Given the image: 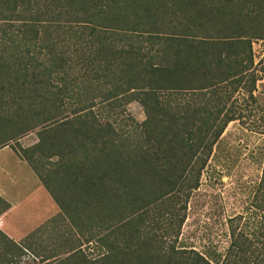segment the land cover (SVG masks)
Listing matches in <instances>:
<instances>
[{"label":"trees","instance_id":"1","mask_svg":"<svg viewBox=\"0 0 264 264\" xmlns=\"http://www.w3.org/2000/svg\"><path fill=\"white\" fill-rule=\"evenodd\" d=\"M259 40L264 0H0V149L14 143L60 209L21 242L0 230V264H264V219L251 238L230 219L219 255L177 246L237 97L256 102ZM262 164L247 210L263 218ZM59 223L69 237L43 246Z\"/></svg>","mask_w":264,"mask_h":264},{"label":"rangeland","instance_id":"2","mask_svg":"<svg viewBox=\"0 0 264 264\" xmlns=\"http://www.w3.org/2000/svg\"><path fill=\"white\" fill-rule=\"evenodd\" d=\"M253 54L257 64L264 56V41L253 43ZM254 96L255 103H245L246 99L237 97L234 107L241 117L227 125L214 146L199 186L188 199L177 246L192 249L204 256L212 251L219 255L229 245L230 219L242 215L237 231L242 229L249 238L263 226L262 213L247 209L261 177L264 159V77L257 81ZM126 110L137 123L145 120L143 108L138 102L128 104ZM106 130L114 136L111 127L107 126ZM35 141V134L30 133L22 137L19 143L26 148ZM15 146L12 143L0 149V197L10 206L0 216V230L15 242H21L37 228L47 224L48 220L58 217L60 209L28 164L13 151L12 147ZM48 229L40 239L43 246L51 238L50 241H55L53 249L61 244L58 240L62 242L69 237V229L63 223L50 225ZM70 237L75 239L72 235ZM86 246L83 245L82 249L87 259L96 258L98 253H92L91 246ZM63 257L58 256V260ZM48 262L54 264L52 260ZM31 263L44 264L34 261L28 254L24 264Z\"/></svg>","mask_w":264,"mask_h":264},{"label":"crops","instance_id":"3","mask_svg":"<svg viewBox=\"0 0 264 264\" xmlns=\"http://www.w3.org/2000/svg\"><path fill=\"white\" fill-rule=\"evenodd\" d=\"M40 188H43V187H40ZM44 189V188H43ZM45 190V189H44Z\"/></svg>","mask_w":264,"mask_h":264}]
</instances>
